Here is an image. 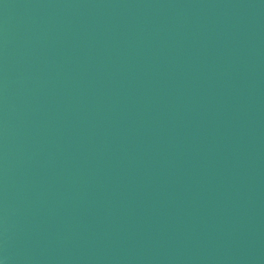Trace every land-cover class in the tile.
I'll return each instance as SVG.
<instances>
[{
    "label": "water",
    "instance_id": "1",
    "mask_svg": "<svg viewBox=\"0 0 264 264\" xmlns=\"http://www.w3.org/2000/svg\"><path fill=\"white\" fill-rule=\"evenodd\" d=\"M0 264H264V0H0Z\"/></svg>",
    "mask_w": 264,
    "mask_h": 264
}]
</instances>
